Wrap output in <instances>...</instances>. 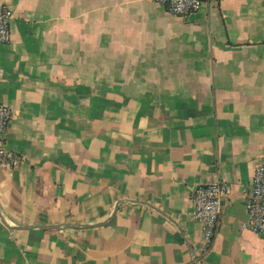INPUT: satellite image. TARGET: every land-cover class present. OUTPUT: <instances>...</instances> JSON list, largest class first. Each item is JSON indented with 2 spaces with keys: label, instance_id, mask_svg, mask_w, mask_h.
<instances>
[{
  "label": "crops",
  "instance_id": "1",
  "mask_svg": "<svg viewBox=\"0 0 264 264\" xmlns=\"http://www.w3.org/2000/svg\"><path fill=\"white\" fill-rule=\"evenodd\" d=\"M0 264H264L243 227L264 154V0H1ZM224 181L203 254L192 192Z\"/></svg>",
  "mask_w": 264,
  "mask_h": 264
},
{
  "label": "built area",
  "instance_id": "2",
  "mask_svg": "<svg viewBox=\"0 0 264 264\" xmlns=\"http://www.w3.org/2000/svg\"><path fill=\"white\" fill-rule=\"evenodd\" d=\"M156 2L176 16L198 12L204 3L203 0H156ZM13 18V9L0 0V43L11 41ZM12 117L11 106L0 103V161L11 168H16L24 162L25 157L9 151L5 146V134ZM228 193L229 186L224 181L199 185L192 192L193 214L202 225L203 240L198 254L206 252L215 236L223 202ZM245 208L248 218L243 227L264 236V154L255 162L252 181L245 191Z\"/></svg>",
  "mask_w": 264,
  "mask_h": 264
}]
</instances>
